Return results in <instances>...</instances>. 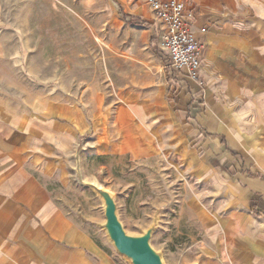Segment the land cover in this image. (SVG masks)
Returning a JSON list of instances; mask_svg holds the SVG:
<instances>
[{"label":"crops","instance_id":"crops-1","mask_svg":"<svg viewBox=\"0 0 264 264\" xmlns=\"http://www.w3.org/2000/svg\"><path fill=\"white\" fill-rule=\"evenodd\" d=\"M146 1L118 0L149 34L165 84L126 90L113 106L100 92L80 101L49 88L0 13V264H121L95 195L75 181L78 162L94 183L93 157L176 168L207 239L199 264H264V0H177L201 47L202 87L170 76Z\"/></svg>","mask_w":264,"mask_h":264},{"label":"rangeland","instance_id":"rangeland-1","mask_svg":"<svg viewBox=\"0 0 264 264\" xmlns=\"http://www.w3.org/2000/svg\"><path fill=\"white\" fill-rule=\"evenodd\" d=\"M0 13L22 38L32 70L53 91L80 101L100 92L113 106L126 90L154 94L165 84L164 67L147 47L149 34L127 23L118 0H0ZM86 169L93 184L114 197L126 234L138 236L158 220L150 244L164 264L208 262L207 239L193 215H186L187 176L185 183L164 161L117 157H93ZM93 194L100 225L102 202ZM101 233L114 260L130 264Z\"/></svg>","mask_w":264,"mask_h":264},{"label":"built area","instance_id":"built-area-1","mask_svg":"<svg viewBox=\"0 0 264 264\" xmlns=\"http://www.w3.org/2000/svg\"><path fill=\"white\" fill-rule=\"evenodd\" d=\"M146 3L164 28L161 48L170 76L180 85L188 80L202 87L198 75L201 47L185 24L184 4L177 0H147Z\"/></svg>","mask_w":264,"mask_h":264},{"label":"water","instance_id":"water-1","mask_svg":"<svg viewBox=\"0 0 264 264\" xmlns=\"http://www.w3.org/2000/svg\"><path fill=\"white\" fill-rule=\"evenodd\" d=\"M74 172L77 184L91 190L101 200L104 222L98 226L105 232L115 252L127 259L130 264H164L162 253L155 251L150 244L152 235L157 230L158 220L153 219L152 224L138 236L126 234L118 219L112 194L93 183L84 182L78 162Z\"/></svg>","mask_w":264,"mask_h":264},{"label":"trees","instance_id":"trees-1","mask_svg":"<svg viewBox=\"0 0 264 264\" xmlns=\"http://www.w3.org/2000/svg\"><path fill=\"white\" fill-rule=\"evenodd\" d=\"M133 22H134V19H133V18H130V23L133 24ZM153 42H154V41L152 40L150 46L153 45ZM152 47H153V46H152Z\"/></svg>","mask_w":264,"mask_h":264}]
</instances>
